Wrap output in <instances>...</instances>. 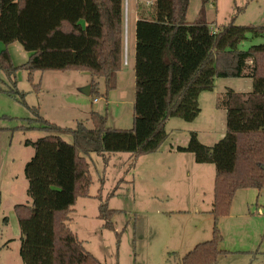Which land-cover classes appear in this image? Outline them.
<instances>
[{
    "label": "trees",
    "instance_id": "16d2710c",
    "mask_svg": "<svg viewBox=\"0 0 264 264\" xmlns=\"http://www.w3.org/2000/svg\"><path fill=\"white\" fill-rule=\"evenodd\" d=\"M208 1L202 0L199 16L192 22L186 18L190 0H155L152 15L137 20L130 128L109 126L106 114L95 110L90 113L91 126L81 121L74 128H63L36 108L32 111L37 119L13 128L45 132L25 141L34 148L25 166L31 202L14 206L23 264H101L69 226L77 199L91 196L87 155L127 152L134 165L168 139L169 118H197L199 97L215 88L217 77L248 75L251 92L226 91L227 129L222 138L205 144L191 130L186 145L176 146L177 151L192 153L197 163L215 166L209 211L212 237L179 257L180 263L215 264L221 253L229 252L220 248L219 219L228 214L238 189L264 192V42L240 48L249 36H264V25L236 24L232 18L216 28L206 18ZM125 29V0H0V41L19 42L30 52L27 61L13 65L8 49L0 50V69L10 78L20 68L28 70L35 91L41 84L35 81L37 71H88L91 95L99 94L96 78H103L107 95L116 88L124 64ZM10 93L22 99L25 95L18 89ZM96 197L97 217L104 227L115 229L118 210L100 193Z\"/></svg>",
    "mask_w": 264,
    "mask_h": 264
},
{
    "label": "rangeland",
    "instance_id": "374dc122",
    "mask_svg": "<svg viewBox=\"0 0 264 264\" xmlns=\"http://www.w3.org/2000/svg\"><path fill=\"white\" fill-rule=\"evenodd\" d=\"M202 4V0H190L188 21L198 18ZM145 8L154 11V5ZM205 11L216 28L232 18L236 24L264 25V0H209ZM129 13L125 0L124 64L116 88L107 95L103 78H96L99 94L80 91L92 80L88 71H37L35 81L41 84L40 90L35 91L28 70L18 69L11 79L0 69V264H23L21 229L14 206L31 202L25 166L34 148L25 145V141L36 140L45 132L13 128L31 124L30 118L37 119L32 108L63 128H74L81 121L91 126L92 110L106 114L109 126H132L136 34L135 21ZM263 42L264 36H249L240 48L245 50ZM4 48L8 49L13 65L27 61L30 54L19 42L5 45L0 41V50ZM215 84L213 90L201 93L197 118H169L168 139L159 150L140 156L134 165L127 152L87 155L92 175L91 196L77 199L69 226L101 264H181L179 257L196 243L211 238L213 216L209 211L215 166L197 163L190 152L193 159L189 163L178 158L180 153L169 149L171 144L186 145L191 130H196L205 144L217 142L227 129L226 91H252L248 75L217 77ZM15 89L25 92L23 99L10 93ZM63 136L71 141L69 134ZM195 166L209 167L211 172ZM99 193L110 207L118 210L113 218L115 229L104 227L97 217ZM218 227L222 235L220 248L230 252L220 254L215 264H264V192L256 188L238 189Z\"/></svg>",
    "mask_w": 264,
    "mask_h": 264
},
{
    "label": "crops",
    "instance_id": "0c3cea01",
    "mask_svg": "<svg viewBox=\"0 0 264 264\" xmlns=\"http://www.w3.org/2000/svg\"><path fill=\"white\" fill-rule=\"evenodd\" d=\"M154 1L155 0H127V7H128V13H129V15L130 14H132V16H133V20L135 21V34H136V22H137V20L140 18V17H150L151 15H152V8H145L146 6H153L154 5ZM135 48H136V44H135ZM119 72H121V71H119ZM119 72H118V76H117V84H118V77H119ZM91 83H92V80L89 82L88 81V83H87V85H91ZM86 86V85H85ZM90 95H91V93H90ZM95 100H96V98H95ZM113 127V126H112ZM1 130V129H0ZM171 149H169V151L170 152H174V151H176L177 153H180V155H179V159H181V160H186V161H188L189 163H191L192 162V159L194 158V156H193V158H192V156H190L189 154H188V152H178L177 150H176V146H178V145H176V146H174L173 144H171ZM183 153H185V154H183ZM131 159H132V157H131ZM195 160V159H194ZM192 166H194V164H192ZM196 167V169H203V170H208L209 172H211V168H209V167H202V166H195ZM213 186H214V183H213ZM213 198V197H212ZM213 200V199H212ZM211 210V209H210ZM98 216V215H97ZM212 237V236H211ZM207 240H209V239H207ZM206 241V240H205ZM200 242H203V241H200ZM199 243V242H198ZM197 244V243H196ZM195 244V245H196ZM194 245V246H195ZM193 246V247H194ZM192 247V248H193ZM191 248V249H192ZM191 249H189V250H191ZM222 249V248H221ZM188 250V251H189ZM223 251H229V250H226V249H222ZM187 251V252H188ZM186 252V253H187ZM230 252V251H229ZM228 252H223V253H221V255L222 254H227ZM256 256H254V258H255Z\"/></svg>",
    "mask_w": 264,
    "mask_h": 264
},
{
    "label": "water",
    "instance_id": "95a60500",
    "mask_svg": "<svg viewBox=\"0 0 264 264\" xmlns=\"http://www.w3.org/2000/svg\"><path fill=\"white\" fill-rule=\"evenodd\" d=\"M80 91L86 95H90L91 93V85H86L80 88Z\"/></svg>",
    "mask_w": 264,
    "mask_h": 264
}]
</instances>
